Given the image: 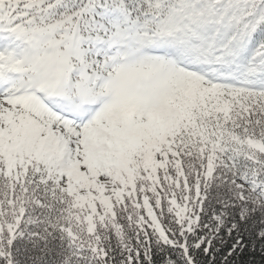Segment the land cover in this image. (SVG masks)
<instances>
[{
    "label": "snow or ice",
    "instance_id": "1",
    "mask_svg": "<svg viewBox=\"0 0 264 264\" xmlns=\"http://www.w3.org/2000/svg\"><path fill=\"white\" fill-rule=\"evenodd\" d=\"M0 264H264V0H0Z\"/></svg>",
    "mask_w": 264,
    "mask_h": 264
}]
</instances>
